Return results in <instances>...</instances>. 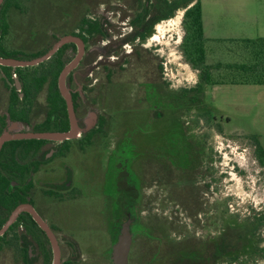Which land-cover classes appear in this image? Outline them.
<instances>
[{"label":"flooded vegetation","instance_id":"obj_1","mask_svg":"<svg viewBox=\"0 0 264 264\" xmlns=\"http://www.w3.org/2000/svg\"><path fill=\"white\" fill-rule=\"evenodd\" d=\"M43 1L48 5L44 10ZM171 2L4 0L1 57L32 61L51 53L65 38L75 40L33 66L0 65V136L10 124H18L12 127L18 139L6 142L0 152V231L5 230L0 234V264H115L114 245L125 223L132 235L126 264H168L181 250L190 253V264H226L230 250H243V227L245 245H250L254 223L245 226L223 211L228 216L221 230L218 208L213 207V215L208 211L205 197L211 180L206 182L204 148L197 145L190 122L181 119L182 112L202 106L204 96L198 100L192 88L173 89L163 76L157 49L149 47L157 43L154 30L168 20ZM14 14H21L17 26ZM73 63L67 86L85 131L65 140L24 138L70 131L59 78ZM2 67L9 69L11 80ZM103 100L117 102L126 117L114 142V119L97 110ZM93 116L95 121L89 123ZM167 118L184 127L182 159L175 124L166 145L156 150L144 145ZM121 139L144 150L107 178L110 160L105 162L102 152L115 151ZM98 171L104 179L98 178ZM181 203L190 214V230L184 236L175 234L174 220L157 210ZM165 218L169 226H164ZM212 228H220L217 238L207 235ZM235 228L240 233L234 243L229 236Z\"/></svg>","mask_w":264,"mask_h":264},{"label":"rangeland","instance_id":"obj_2","mask_svg":"<svg viewBox=\"0 0 264 264\" xmlns=\"http://www.w3.org/2000/svg\"><path fill=\"white\" fill-rule=\"evenodd\" d=\"M201 2L206 19L214 21L216 26L214 29L208 28L209 34L210 31L214 32L212 33L214 36L228 32L236 33L235 29L230 30L229 26L231 22L235 23L236 16L233 12L235 9L232 8H237L236 6H232L229 0H202ZM47 6L46 1L41 3L43 10ZM254 11L260 15L263 10L255 9ZM183 15L184 11L179 10L171 19L160 22L158 29L154 30L157 35V43L151 42L152 44L149 46L152 50L157 49L155 54H158L160 64L164 69L163 76L170 81L173 89H193L198 83V72L185 61L181 51L185 34L182 24ZM12 17L15 18L14 23L17 26L21 14H14ZM260 23V20L257 21L253 27L255 34L253 39L264 34ZM37 26L40 27L39 22H37ZM226 30L229 31L225 33ZM233 61L236 59L227 43H224L223 46L214 45L207 58L209 64ZM202 100V106L198 105L187 113L182 112L181 119L190 122L191 131L195 134V140L198 141L197 145L204 148L202 150L205 152L204 167L209 170V178L206 182L211 180V183L208 182L211 185L205 197L209 201L208 211L213 215V213L216 214L213 207L218 208L219 216L223 220L221 230L225 227V217L228 215L238 219L243 225H254L253 223H258V219L262 218L264 214V167L258 161L252 138L257 137L260 145L264 148V86L206 87ZM116 103L103 100L100 103L101 107L97 106V110L101 108L105 115L110 114L114 119V127L110 130L113 142L114 136L121 134L122 130L120 129L126 118L123 115L122 106L114 105ZM174 124L179 140L176 148L182 159L183 153L181 152L186 148V145L182 144L184 143V127L176 119L167 118L163 124L155 126L153 130L157 131H154V135L150 139L145 140L144 145L153 146L155 150L158 145H166L172 136ZM132 134L134 133L132 132ZM121 141L115 151L106 153L105 150L102 152L105 162L110 160V171L105 175L107 178L113 177L112 175L117 172L118 167H126L136 157L137 151L143 152L142 150H144V147L138 150L139 144L133 146L127 141L124 143L122 139ZM119 164L121 165L119 166ZM98 178L104 179L102 171H98ZM130 179L131 182H135L133 175ZM115 194L117 196L116 192L113 193V196ZM153 208H157V206H152ZM188 209L185 203H181L180 205H163L157 210L161 214L163 213L164 217H171L174 220L172 225L175 234L184 236L190 230ZM223 211L228 215H224ZM217 226L219 227L220 223ZM219 229H209L207 235L217 238L220 233ZM172 234L175 237V234ZM250 237L249 243L252 246L247 254L242 255L240 261L234 263L226 261V264H264V226H258V229ZM257 250H261V252L254 254L253 251Z\"/></svg>","mask_w":264,"mask_h":264},{"label":"trees","instance_id":"obj_3","mask_svg":"<svg viewBox=\"0 0 264 264\" xmlns=\"http://www.w3.org/2000/svg\"><path fill=\"white\" fill-rule=\"evenodd\" d=\"M11 1L12 0H7L8 3ZM201 1L202 0H172L168 7L170 13L165 17V19H170L177 11H184L182 24L185 34L181 44V51L185 61L198 72V83L193 88L198 100L199 97L201 98L204 96L206 87L224 85L264 86V37L228 40L208 39L204 32L203 8ZM224 43L229 44L232 55L236 61L209 64L207 62V58L209 53H211L213 46H223ZM2 68L7 74V78L11 80V73H9V69L6 67ZM252 138L254 140L253 143L258 161L264 167V148L260 145L257 137ZM2 157L3 154L0 157V163L2 161ZM163 223L164 226H169L170 221L168 218H165ZM254 224L255 231L258 229V226H264V214L262 218L258 219V223L256 222ZM246 229V227L242 228L244 242L242 252L237 251V249L241 248V246H237V253L232 252V250L227 253V260L230 263L240 261L241 256L247 254L248 250L252 246H248L247 244L245 245V240L248 238L246 237ZM255 231L251 233H255ZM238 232L240 233L239 228H235V231L231 236L232 238L229 236V241L235 243L236 239H234V237H238ZM228 247L231 248L230 244H228ZM247 247L249 248L247 249ZM257 252H261V250ZM172 256L173 257H171L168 264L191 263V255L188 250L176 251Z\"/></svg>","mask_w":264,"mask_h":264},{"label":"water","instance_id":"obj_4","mask_svg":"<svg viewBox=\"0 0 264 264\" xmlns=\"http://www.w3.org/2000/svg\"><path fill=\"white\" fill-rule=\"evenodd\" d=\"M4 0H0V8L1 5L3 4ZM70 40H75L73 38H65L60 42L55 49L49 53L48 55L41 57L36 60L32 61H20L16 59H10V58H3L0 56V65L2 66H10L13 68L16 67H23V66H33L36 65L40 62H43L44 60L48 59L52 53L63 43L70 41ZM79 42V41H78ZM75 63L67 66L63 72L60 75L59 78V86L61 93L63 97L66 99L67 106H68V111H69V116L71 120V129L68 132L64 133H43V134H27L25 135L24 138H38V139H53V140H65V139H71L78 137L81 132H84L85 129H83L79 125V120L76 118L74 110H73V103L71 99V94L69 91V88L67 86V77L71 69L74 67ZM95 121V117H91L89 120V123ZM18 124H10V130L5 131L1 136H0V152L4 146V144L8 141L18 139L15 135L12 134L13 128ZM19 214V210L15 211L11 220L8 223V226L16 219L17 215ZM37 220L40 222V220L37 218ZM7 226V227H8ZM5 230L0 231V234H2ZM132 244V235L130 233V224L125 223L121 234L119 236L118 242L114 245V261L115 264H126L127 263V258L128 254L130 251V247Z\"/></svg>","mask_w":264,"mask_h":264},{"label":"crops","instance_id":"obj_5","mask_svg":"<svg viewBox=\"0 0 264 264\" xmlns=\"http://www.w3.org/2000/svg\"><path fill=\"white\" fill-rule=\"evenodd\" d=\"M229 3L232 4V6H236L234 15L236 16L235 23H230V30L235 29L233 32H228L226 30L225 33L220 36H214L212 33L213 31H210V34L208 32V28L214 29L215 23L212 20H207L204 14L203 9V23H204V32L205 36L210 40H228V39H253L255 37L254 35V25L257 21H261L260 25L263 29H261L264 32V0H229ZM255 9H261L263 10L260 12V15H257L254 11ZM258 16V17H256ZM257 37H264V34H260V36Z\"/></svg>","mask_w":264,"mask_h":264}]
</instances>
